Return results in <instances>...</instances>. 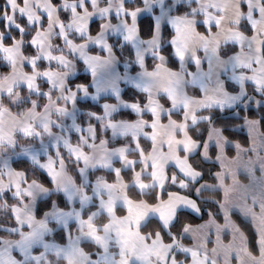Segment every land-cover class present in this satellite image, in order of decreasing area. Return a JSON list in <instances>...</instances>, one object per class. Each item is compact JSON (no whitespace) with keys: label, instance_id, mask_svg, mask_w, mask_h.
<instances>
[{"label":"snow or ice","instance_id":"snow-or-ice-1","mask_svg":"<svg viewBox=\"0 0 264 264\" xmlns=\"http://www.w3.org/2000/svg\"><path fill=\"white\" fill-rule=\"evenodd\" d=\"M262 129L264 0H3L0 264H264Z\"/></svg>","mask_w":264,"mask_h":264},{"label":"trees","instance_id":"trees-1","mask_svg":"<svg viewBox=\"0 0 264 264\" xmlns=\"http://www.w3.org/2000/svg\"><path fill=\"white\" fill-rule=\"evenodd\" d=\"M135 2L138 3V2H140V0H137ZM0 4H3V0H0ZM148 19H150V17H148ZM96 22L97 21L92 22L93 23V26H94V30H95V24H96ZM144 22L145 21H143V20L141 21L142 26H143V23ZM142 35H146V32H144L143 30H142ZM114 50H115L116 54L118 55V57H119V59H120V61L122 63H124V64H126V63L130 64V55H131L130 47H127L126 46V47L121 48L119 45H117ZM78 65H79L78 66L79 67V69H78V75L74 79L70 80V82H73L75 79H77L78 77H80L83 74V67H82V65H80V63H78ZM131 66H132V70H131L132 72L135 73V72L138 71V68L134 64H132ZM83 78L86 80V82L89 83V81H90L89 75L84 74L83 75ZM123 98L124 99H127V100H132L133 99V91L132 90H129V89H125V91L123 92ZM104 99H108V100H111V101L114 102V100L111 99V98H102L98 103H91L89 101L78 102V108L81 111L80 114L78 115V119L80 121H84L86 119V116H87L86 110H89L90 109V110L97 111V112L101 111L102 110L101 109V104H102V102H103ZM241 111H243V106H241ZM262 130H264V129H262ZM235 138H241V139L246 138V133H240L239 136L238 137H235ZM230 154H234V152H230ZM209 166L210 165H205V167H209ZM212 170L215 171L216 170V167H213ZM242 180L244 182L247 181L246 178H242ZM208 195H213V194L212 193H205V196H208ZM220 196H222V193H220ZM209 207H212V205H209ZM233 218L235 220H237V222H240V219L241 218H240V216L238 214H235L233 216ZM204 219L205 220L207 219V215L204 216ZM218 219H220V222H222V217H220ZM191 222H193V223H200L201 221L200 220L193 219ZM8 224H9L8 214L6 212H0V225L3 226V227H6ZM249 227H250V225H249ZM4 235H7V233L5 231H0V236H4ZM185 243H190V241L189 240H186Z\"/></svg>","mask_w":264,"mask_h":264},{"label":"crops","instance_id":"crops-1","mask_svg":"<svg viewBox=\"0 0 264 264\" xmlns=\"http://www.w3.org/2000/svg\"><path fill=\"white\" fill-rule=\"evenodd\" d=\"M135 1H137V0H135ZM167 2L168 3H170L171 1L170 0H167ZM94 21H96V20H93L92 22H94ZM115 54H116V52H115ZM117 55V54H116ZM118 56V55H117ZM78 63H80V65H82L81 64V62H79V61H77V74H76V76L78 75V69H79V65H78ZM126 64H128V63H126ZM125 64L124 63H122L121 61H120V71L123 73V72H125L126 71V69H125ZM132 70V66H130L128 69H127V71L128 72H130V73H134V72H132L131 71ZM84 71V70H83ZM76 76H74V77H72L70 80H72V79H74ZM89 77H90V75H89ZM89 87H90V90H91V88H92V84H91V77H90V81H89ZM122 88H123V90H122V92H121V95H122V97H123V92L125 91V89H129V90H132L131 89V87H128V86H122ZM133 91V90H132ZM102 98H111V99H113L114 100V102H115V98L114 97H111V96H101L100 97V100L102 99ZM99 100V101H100ZM83 101H89V102H91V103H95L94 101H92L91 99H78V101H77V109H78V115L80 114V109L78 108V102H83ZM243 178V177H242ZM246 178V177H245ZM246 180H248V177L246 178ZM247 182V181H246Z\"/></svg>","mask_w":264,"mask_h":264},{"label":"rangeland","instance_id":"rangeland-1","mask_svg":"<svg viewBox=\"0 0 264 264\" xmlns=\"http://www.w3.org/2000/svg\"><path fill=\"white\" fill-rule=\"evenodd\" d=\"M171 1V0H170ZM95 20V19H94ZM93 101V100H92ZM95 103H98L99 101H94ZM242 177L243 178H247V175L241 170V171H239L238 172V174H237V179L242 183V184H246V183H248V180H247V182H244L243 180H242ZM238 214V213H237ZM239 215V214H238ZM234 219V218H233ZM222 222H223V220H222ZM221 222V223H222ZM1 226V225H0ZM3 228L4 227H0V231H4L3 230ZM191 242V241H190ZM209 246H211V245H209Z\"/></svg>","mask_w":264,"mask_h":264}]
</instances>
